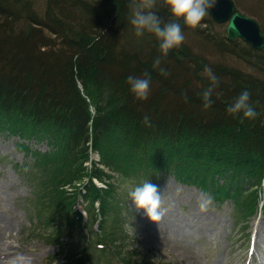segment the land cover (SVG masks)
Masks as SVG:
<instances>
[{
	"label": "trees",
	"instance_id": "trees-1",
	"mask_svg": "<svg viewBox=\"0 0 264 264\" xmlns=\"http://www.w3.org/2000/svg\"><path fill=\"white\" fill-rule=\"evenodd\" d=\"M128 2L46 0L41 14L32 0H0V135L15 138L17 149L33 160L41 221L49 228L44 238L58 247L51 261L68 252L60 264H95L93 244L99 255L121 264H149L121 244L126 234L116 224L123 202L115 177L136 187L149 176L160 178L162 170L173 172L219 204L232 201L247 221L261 203L264 50L227 36L210 38L219 52L236 55L253 70L246 71L196 53L184 41L162 59L169 75H161L153 68L161 56L158 41L135 35ZM157 10L164 22L175 19L159 0ZM178 22L187 35L203 33L213 19L208 15L195 29ZM206 65L220 79L209 109L201 97L209 86L202 75ZM146 71L150 95L141 101L127 78ZM244 90L254 104L259 101L255 120L226 111ZM80 198L88 202L87 219L76 209ZM95 220L100 225L92 240L88 227ZM77 230L85 239L82 249L74 243Z\"/></svg>",
	"mask_w": 264,
	"mask_h": 264
},
{
	"label": "rangeland",
	"instance_id": "rangeland-1",
	"mask_svg": "<svg viewBox=\"0 0 264 264\" xmlns=\"http://www.w3.org/2000/svg\"><path fill=\"white\" fill-rule=\"evenodd\" d=\"M32 1L37 12L43 14L46 0ZM234 1L241 12L260 23L264 33V0ZM226 26L227 23L213 20L207 27L202 26L206 27L204 34L191 32L185 35V42L194 52L213 61L253 71L236 55L219 52L211 43L210 38L227 36ZM209 33L212 37L207 36ZM238 41L242 46L244 40ZM34 146L42 150L47 148L44 143ZM92 157L95 162L99 160L95 154ZM31 161V157L17 149L15 138L0 135V232L4 233V248L9 249L6 254L12 257L0 254V264H60L65 261V255L68 256L66 251L59 259L51 261L58 247L45 239L48 236L45 231L49 228L41 221V185L33 179ZM90 162L87 163L90 165ZM24 165L28 171L27 167H21ZM160 175L158 179L149 176V179L143 181L156 185L164 204L171 205L159 222L151 221L145 211L138 210L129 197V190L137 183L115 177L123 202L121 221L119 218L116 224L122 226L126 234L121 239L126 252L149 264H264V211H260L262 202L257 212L247 221L236 215L237 207L232 201L219 204L209 191L183 184L173 172L162 170ZM93 180L97 186L106 187L105 182L96 178ZM204 195L211 196L213 203L208 211L201 212L198 201ZM79 203L78 209L87 219L84 203L81 200ZM7 225L11 231L5 233ZM99 225V221L95 220L88 227L92 229L88 234L92 240ZM75 236V245L79 243L82 249L85 239L78 230ZM89 253L95 264H121L114 256L99 255L95 244L89 248Z\"/></svg>",
	"mask_w": 264,
	"mask_h": 264
},
{
	"label": "clouds",
	"instance_id": "clouds-1",
	"mask_svg": "<svg viewBox=\"0 0 264 264\" xmlns=\"http://www.w3.org/2000/svg\"><path fill=\"white\" fill-rule=\"evenodd\" d=\"M166 7L175 19L164 22L158 15V0H129L128 10L130 23L134 28L137 37H143L145 33L153 35L158 41L161 56L153 62V68L158 69L161 75L167 76V69L161 67L162 59L166 58L170 51L179 49L185 41V35L179 20L193 29L197 28L201 22L209 15L211 9L215 8L218 0H159ZM202 75L206 76L209 86L203 90L201 97L203 107L209 109L212 106V96L216 88L219 87L220 79L213 72L211 67L205 66ZM128 85L134 96L141 101H146L150 95L151 76L145 72L143 77L128 76ZM187 102V97H185ZM255 104H259L256 101ZM255 104L251 101V93L248 90L242 91L234 101L229 104L226 111L232 115H241L244 119L255 120L258 112ZM149 122V117H144V123ZM179 194V192H178ZM129 197L135 203L138 210H144L146 215L153 222L161 221L168 213L171 205H165L159 194L156 185L146 181L128 192ZM260 200L264 203V190L260 191ZM211 196H201L198 207L201 212H206L212 205Z\"/></svg>",
	"mask_w": 264,
	"mask_h": 264
},
{
	"label": "water",
	"instance_id": "water-1",
	"mask_svg": "<svg viewBox=\"0 0 264 264\" xmlns=\"http://www.w3.org/2000/svg\"><path fill=\"white\" fill-rule=\"evenodd\" d=\"M209 15L217 23H227L228 39H242L254 48L264 50V33L260 23L241 12L234 0H218Z\"/></svg>",
	"mask_w": 264,
	"mask_h": 264
},
{
	"label": "bare ground",
	"instance_id": "bare-ground-1",
	"mask_svg": "<svg viewBox=\"0 0 264 264\" xmlns=\"http://www.w3.org/2000/svg\"><path fill=\"white\" fill-rule=\"evenodd\" d=\"M198 219V218H197ZM195 221H196V219H195ZM8 223V222H7ZM3 225V224H2ZM0 226H1V221H0ZM8 226V225H7ZM4 227V226H3ZM8 231H11V227L10 226H8V228H6V231H5V233H7ZM2 232H0V243H1V247H0V254H2V255H4V256H7V257H11V254H6L8 251H9V249H5L4 247H5V244H4V233H2ZM11 248V247H10ZM11 253V252H10ZM14 255V254H13ZM15 256V255H14ZM12 258V257H11ZM17 258V257H16ZM4 259V258H3ZM17 260H19V259H17ZM23 260V259H22ZM184 261V260H183ZM1 262V261H0ZM4 262V261H3ZM8 263V262H7ZM6 263V264H7Z\"/></svg>",
	"mask_w": 264,
	"mask_h": 264
}]
</instances>
